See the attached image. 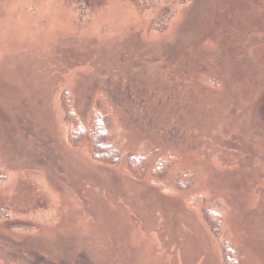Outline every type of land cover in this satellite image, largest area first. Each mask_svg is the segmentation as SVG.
<instances>
[{"label": "rangeland", "instance_id": "obj_1", "mask_svg": "<svg viewBox=\"0 0 264 264\" xmlns=\"http://www.w3.org/2000/svg\"><path fill=\"white\" fill-rule=\"evenodd\" d=\"M79 1L0 0V264H264V0Z\"/></svg>", "mask_w": 264, "mask_h": 264}, {"label": "trees", "instance_id": "obj_2", "mask_svg": "<svg viewBox=\"0 0 264 264\" xmlns=\"http://www.w3.org/2000/svg\"><path fill=\"white\" fill-rule=\"evenodd\" d=\"M139 7L143 9H151L152 7L156 6L158 7V4L155 2H148L147 0H133ZM164 4L160 8V16L157 19L161 24L167 27L171 17L174 15V11L177 6L179 5H185L190 0H163ZM78 10L80 11L81 15H84L89 12V7L84 4V0H81L78 2ZM160 29V26H157ZM165 27V28H166ZM64 114H65V121L71 124V129L69 132V142L74 146L78 147L82 144H87V150L88 153L91 155L93 160L102 163V164H115L119 163L120 158L118 154H114L111 152L112 148L107 144V140L109 139V136L107 134L108 132V122H104L103 120H100L98 115H94L90 121L89 126H85L79 119L78 115L74 112L73 108H71V102L69 99H66L64 101ZM158 154L156 152L149 153L148 156L144 159L135 160L133 158L129 159L130 163V170L133 169L135 171V168H133V165L136 163L138 165V172H140L141 168L145 171L148 167V164H161L164 160L170 161L166 155H162L161 157L157 158ZM148 161V162H147ZM147 162V166L141 167L142 164H145ZM141 167V168H140ZM136 173L135 175H141V173ZM144 174V173H143ZM228 253L226 252V258L229 254V252H232L233 255H236V253H233V250L227 249ZM230 260L234 259L233 257L229 256ZM234 264H238V260L234 262Z\"/></svg>", "mask_w": 264, "mask_h": 264}]
</instances>
